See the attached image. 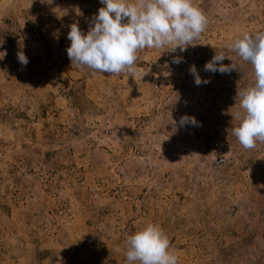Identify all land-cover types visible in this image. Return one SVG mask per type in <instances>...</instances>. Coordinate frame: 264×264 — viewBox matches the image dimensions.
<instances>
[{"label": "rangeland", "instance_id": "rangeland-1", "mask_svg": "<svg viewBox=\"0 0 264 264\" xmlns=\"http://www.w3.org/2000/svg\"><path fill=\"white\" fill-rule=\"evenodd\" d=\"M193 4L208 23L192 46L141 50L110 76L66 52L100 0H0V264H128L149 223L178 264H264V143L230 131L254 75L229 47L264 32V0ZM216 51L236 69L204 71Z\"/></svg>", "mask_w": 264, "mask_h": 264}, {"label": "clouds", "instance_id": "clouds-1", "mask_svg": "<svg viewBox=\"0 0 264 264\" xmlns=\"http://www.w3.org/2000/svg\"><path fill=\"white\" fill-rule=\"evenodd\" d=\"M100 3L103 6L91 17L87 33L81 31L78 23L69 25L67 33L70 46L66 52L71 65L90 69L93 75L117 76L132 72L137 53L144 49L171 45L173 52L177 48L183 52L200 37L208 23L193 0H100ZM229 47L236 57L251 65L254 75V84L236 93L244 114L241 117L237 113L240 122L230 129L238 143L251 150L257 142L264 143V32L255 37L245 34ZM226 58L232 61L223 52L216 51L203 70L226 74L236 69L233 62L220 63ZM17 59L24 66L29 62L23 51L17 52ZM172 62L179 64L183 58L173 57ZM188 71L196 86L210 83L209 79L199 76L194 64ZM189 123L200 126L195 117H180L181 127ZM169 249L170 241L163 230L149 223L127 238L123 251L128 264H178V256Z\"/></svg>", "mask_w": 264, "mask_h": 264}]
</instances>
